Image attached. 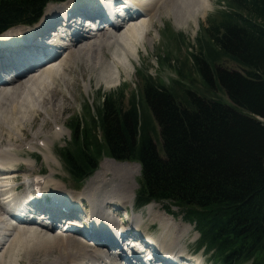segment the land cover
<instances>
[{
    "label": "trees",
    "instance_id": "16d2710c",
    "mask_svg": "<svg viewBox=\"0 0 264 264\" xmlns=\"http://www.w3.org/2000/svg\"><path fill=\"white\" fill-rule=\"evenodd\" d=\"M63 1L0 0V33L36 23L48 2ZM225 1L232 13L211 33L214 47L192 56L205 93L146 82L142 100L126 108L105 97L96 120L108 156L141 167L137 205L178 207L217 264H264V0ZM81 132L79 124L72 129ZM93 143L62 153L77 183L97 167L101 147Z\"/></svg>",
    "mask_w": 264,
    "mask_h": 264
},
{
    "label": "rangeland",
    "instance_id": "374dc122",
    "mask_svg": "<svg viewBox=\"0 0 264 264\" xmlns=\"http://www.w3.org/2000/svg\"><path fill=\"white\" fill-rule=\"evenodd\" d=\"M84 1L85 0H77L75 3V0H67L63 4L69 3L76 8ZM209 2V10L205 12L203 17H197V23L189 19L185 26L177 27L172 17H167L163 13L160 14L159 18H155L147 33L151 41L143 42V47L141 45L137 47L138 57L130 59L132 68L129 69L130 74L128 77H126L121 68L118 67L119 81L113 86H105L98 78V73L95 70H91L90 66L94 63L93 56L97 55L90 53L87 56H80L78 60L70 61L64 70L65 76L62 79L59 77L61 75L55 76V78L53 77L54 79L51 80L52 82L50 81L47 83V89L43 90L45 86L41 87L38 91V94H42L40 102L37 101V96L35 95L32 99L35 101L34 104L27 108L25 104H22L20 113L15 115L11 110V104L9 106V102L5 105L3 103L0 108V115L4 118V120L1 121L0 116V149L10 147L13 153L18 157V162L15 163L18 172L12 174L14 177L17 176V178H15L17 179L16 184H20V181L23 180L24 177L31 178L37 176L42 177L48 187L55 185L64 189L61 187V185H64L71 191L82 192L87 181L101 170V165L105 160L113 159V161L120 164L128 163L137 165L138 163L132 160L117 161L108 156L105 151L103 142L101 141L102 138L98 128V122L96 120L97 113L101 108V103L105 97L111 99L116 98L123 107L126 108L128 102L133 98L135 101H137V99L140 101L142 100V89L146 82L161 84L168 89H175L178 92L181 87H185L196 92L205 93L203 81L196 65L193 63L192 56L201 51V49L214 47V35L211 33L218 30L216 26H218V22L221 18L232 13V8L225 0H209ZM55 4L54 2H48L47 7L56 6ZM59 4L61 5V3ZM47 7L42 12V17L39 19L37 27L41 25L40 23L42 20L45 21ZM42 23L44 24V22ZM17 29L26 31L27 28L21 26L14 28V30ZM210 29L213 30L210 31ZM100 53L105 62L110 59L109 53L104 48L101 52L99 51V54ZM62 58L63 57H58L56 63L61 62ZM219 65L223 68L237 70L235 65L226 59H222ZM52 90L54 91L53 94ZM218 98H220L221 102L231 105L224 94L218 95ZM48 99H52V103L49 105H47ZM142 109L146 114L150 112L144 106ZM151 119L153 120V118ZM152 122L154 123V120ZM76 124H79L82 128V132L74 136L72 135V129ZM57 126L62 128L61 134L56 133ZM154 127V133L157 137L158 127L157 125ZM54 134L55 136H53ZM73 136L74 138L72 139ZM94 141L101 147L100 157L96 161L97 167L91 175L86 178V182L84 181L79 185L71 179L67 166L62 158V153H74L79 146H81V142H85L88 146H91V143ZM39 142H43L44 148L38 147ZM157 149L162 156L161 144L157 145ZM105 175L110 178L111 174L105 172ZM134 183L135 186L132 188V193L135 195L141 188L140 170L138 174L134 175ZM21 191H23V189H21ZM135 198L136 197H133V206L127 203L126 205L128 206H126V211L120 209L117 212L114 211L113 215L116 212L117 215H119L120 221L124 222V217L126 216L125 212L128 214L129 211H131L136 215L141 212L143 221L140 225L138 224V229L142 231L144 235L148 237L154 236L157 239L161 229L156 220H153V213L152 217L147 216L145 211L147 206L145 209L143 206L136 208ZM82 200L80 211L74 212L77 216L83 215L81 210L88 204V202L86 204V202ZM130 200L132 204V199ZM156 210L169 215L174 220L178 232L183 230L182 227H188V233H184L181 238L177 240V243H173L171 239V242L167 241L162 244V249H166V246L173 243V248H170V250H176V252L181 253L186 248L187 255L193 254L200 256L204 258L206 262L210 264L213 262L215 264L212 259L213 251H204V246L198 248L200 234L199 232L197 233L194 224H190L182 219L183 212L178 207L164 202L163 204L156 205ZM177 223H181L182 225H177ZM23 227V229H30L29 226ZM38 233L42 235L45 234L44 231ZM87 245H89V243H87ZM178 249L182 251H177ZM49 251L47 255H44V252L38 250V252L29 256L30 261H27L26 258L18 257L15 264H42L44 258L49 261L52 259L54 260L58 254L57 248H53ZM6 258L7 254L5 255V259ZM12 258L13 257L10 256V259ZM239 264H250V261Z\"/></svg>",
    "mask_w": 264,
    "mask_h": 264
},
{
    "label": "bare ground",
    "instance_id": "6f19581e",
    "mask_svg": "<svg viewBox=\"0 0 264 264\" xmlns=\"http://www.w3.org/2000/svg\"><path fill=\"white\" fill-rule=\"evenodd\" d=\"M138 1H134L136 3L135 9H137L136 12L140 9L141 15L133 18L134 16L131 15V12L126 13V15L132 16L127 22H123L119 27L108 28L106 26L109 31L106 27H103L100 29L101 33L99 32L97 36L93 37L77 35L76 33L79 30L78 19H74L73 17L68 19L67 16L66 20L69 26L68 29L72 33L69 43L63 41L60 44L62 34L56 35L58 50L62 48L63 45L65 46V48L61 50L60 57H63L61 62L56 63L57 58L51 59L49 62L46 61L45 63H47V66L34 67L32 70L20 75V78L16 81H10V79L3 80L0 78V108L3 103L5 105L9 102V106L11 104V110L15 115L20 113L22 104H25L26 108L32 106L35 102L32 100L35 95L37 96V101L40 102L42 94H38V91L41 87L45 86L43 90L47 89V83L53 80L55 76L61 75L59 77L62 79L65 76L64 70L70 61L78 60L80 56H87L90 53L97 55L93 56L94 63L90 66L91 70H95L98 73V78L105 86H113L119 81L118 69L121 68L124 75L128 77L130 74L129 69L132 68L130 59L138 57L137 47L140 45L143 47V42L151 41V38L147 36V33L155 18H159L160 14L163 13L167 17H172L177 27L185 26L189 19L197 23V17H203L205 12L210 8L209 0ZM87 2H89V0H85L83 3L81 2L76 9L82 10ZM129 2H133V0H129ZM55 5L56 6L53 7H47L45 21L42 20L40 23L41 26L35 29V32L31 33L29 36L22 37L21 35L25 33V30L21 29H11L0 36V44L7 43L9 45L8 50L0 47V76L9 72H21V69L31 66L29 64L37 60L43 51L52 47L51 43L48 42L49 38L44 34L46 28H50V23H53L55 19L60 18L61 15H63L61 18H64L67 15L65 14L67 11L70 12L75 8V6H71L69 3ZM95 6L96 7L91 8L88 13L92 12V14L95 15L101 13V11L102 13L104 12L101 10L103 9L101 4L96 3ZM97 6H100L101 9ZM111 10L114 11V8ZM114 15L115 14L112 16ZM122 20H119V23ZM42 22H44V24ZM21 37L23 40L20 41L28 43L18 44L19 41L16 40H19V38L21 39ZM51 41L55 43L53 39H51ZM42 43L44 48L42 47L41 50L40 45ZM103 48L109 53L110 59L107 62L104 61L101 53L99 54V51L101 52ZM5 51H8V53L5 54ZM95 51L98 54H96ZM41 58L43 57L41 56ZM44 58L45 60L47 59L46 57ZM53 90L52 94L54 92ZM51 100L52 99H48L47 105L52 103ZM9 112L11 113L10 110ZM3 120L4 118L1 116V121ZM56 133L61 134L62 128L58 127ZM53 136H55V134ZM38 147L44 148L43 142H39ZM9 148L10 147H4L0 149V171H2V176L0 177V191H3L2 198L5 200L4 205L6 207L11 206L13 209L15 205L25 197H22L21 199L17 198L12 201L9 196L8 190L11 185L10 179L14 177L12 174L18 172V169L15 168V163L18 162V157L13 153L12 149ZM139 170L140 169L136 164H120L113 161V159L105 160L101 165V170L87 181L82 192H79L78 194L77 192L74 193L75 195L77 194L76 196H82L88 200L89 210L86 213L87 219L91 220L94 218V220H106L109 217L113 218L112 214L115 210L112 212V209H114V204L112 203H119L123 206L127 203L132 205L130 199H132L134 195V193H132V188L135 186L134 175L138 174ZM105 172L111 174L110 178L105 175ZM44 183L45 184L42 186L44 189L41 190L43 195L53 193L59 188L55 185L48 187L46 186V182ZM156 205L155 203L146 205L147 207L145 206V211L147 216L152 217L153 213V220H156L161 232L156 240L153 241L150 237H147V239L148 241L159 245L156 246L157 250H160V252H167L166 256L169 258H171L172 254L177 255L174 258V260H176L181 255H184L185 250L178 253L176 250H170V248H173V243H177V240H179L184 233H188V227H182L183 230L178 232L174 220L164 212L156 210ZM26 212L27 207L22 205H19L16 210V213L20 216L24 215ZM134 214L131 216L130 220L134 222L133 226L135 227L142 223L143 216L141 212L137 215ZM70 224L72 223L70 222ZM178 224L181 223H177V225ZM76 226L82 227L79 223H77ZM125 228H127V226L122 225L116 230L119 233H123ZM44 232L45 234L42 235L37 231H34L32 228L12 229L11 222H8L0 213V264H15L18 257L26 258L27 261H30L29 256L38 252V250H41L44 252V255H47L50 252L49 250H52L53 248H57L58 251L57 257L55 258L56 260L52 259L53 261H49L44 258V260L42 259L43 262L41 261L42 264H99V262L100 264H103L102 262L105 261V259L104 261L100 260L99 255L88 247L87 241H77L80 238L74 240L68 237L70 236V231H68L67 234H52L48 231ZM94 235L98 237L101 236L100 234H97V230L94 231ZM128 237L129 235L127 234L125 238ZM171 239L173 240V243L169 246L165 245L166 249H162V244L167 241L171 242ZM134 245L136 244H132V246ZM177 251L182 250L178 249ZM6 254L7 258L5 259ZM10 256L13 258L10 259Z\"/></svg>",
    "mask_w": 264,
    "mask_h": 264
},
{
    "label": "water",
    "instance_id": "95a60500",
    "mask_svg": "<svg viewBox=\"0 0 264 264\" xmlns=\"http://www.w3.org/2000/svg\"><path fill=\"white\" fill-rule=\"evenodd\" d=\"M138 165V167H139V169H140V165L139 164H137Z\"/></svg>",
    "mask_w": 264,
    "mask_h": 264
}]
</instances>
